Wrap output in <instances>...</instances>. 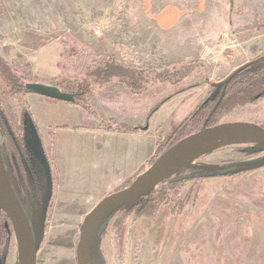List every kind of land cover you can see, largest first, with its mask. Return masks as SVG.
<instances>
[{
  "label": "rangeland",
  "instance_id": "374dc122",
  "mask_svg": "<svg viewBox=\"0 0 264 264\" xmlns=\"http://www.w3.org/2000/svg\"><path fill=\"white\" fill-rule=\"evenodd\" d=\"M178 1L181 0H105L106 6L100 10L88 9L87 0H45L40 5L15 10L0 3V18L10 22L7 29L13 33L5 38L0 35V54L21 73L50 85L74 79L71 69L80 56H92L95 63L115 56L119 63L133 68L169 71L200 62L206 74L189 81L149 84L144 93L136 95L114 79L89 100L93 111L106 120L144 126L148 112L168 97L141 134L144 162L129 180L135 179L136 174L150 167L158 138H164L174 124L188 117L214 85L224 83L239 68L264 54V0H197L196 9L190 7L195 0H187L190 8L181 14L168 7V12L173 13L164 18L168 27L178 18L187 22L186 46L179 55H170L168 50L163 53L152 22L159 24V15L155 14ZM54 5L60 7L53 8ZM132 5L137 10L126 12ZM222 7L228 15V30L213 39L201 32L199 45H195L189 31L192 20L203 22L212 13L217 22ZM23 102L41 133L42 147L53 163L55 175L53 201L47 211L36 264H76L79 227L85 216L104 197L122 189L125 182L112 187L111 180L102 177L104 170H112L101 164L106 141H95L92 135L83 133L96 129L94 117L79 107L34 94L26 95ZM12 107L19 113L17 103ZM218 123L264 127V102L224 114ZM63 126L68 128L56 129ZM49 127L54 129L53 138L48 134ZM108 139L111 145L117 142L113 137ZM3 143L0 133V145ZM236 149L202 157L193 164L232 160L244 167L264 160V153L248 159L239 156ZM8 170L12 174L10 164ZM39 174L42 178L41 171ZM182 197L189 198L182 212L176 213L177 208L173 212L171 205H157L143 214L132 211L126 221L113 216L95 238V263L264 264V168L192 182L182 190ZM5 228L9 235L0 240V264H19L12 227L5 223Z\"/></svg>",
  "mask_w": 264,
  "mask_h": 264
},
{
  "label": "trees",
  "instance_id": "16d2710c",
  "mask_svg": "<svg viewBox=\"0 0 264 264\" xmlns=\"http://www.w3.org/2000/svg\"><path fill=\"white\" fill-rule=\"evenodd\" d=\"M91 58L92 56L78 57L76 59L77 63L74 66L75 68L71 69L75 74V78L72 80H62V82L52 86L58 87L64 94L73 95L75 97V103L69 105L79 107L94 117L98 123L96 130L119 135H141L147 131L153 116L167 102L168 97L148 112L144 126H130L124 123L117 124L106 120L93 111L89 100L97 90L103 88L112 80L117 79L124 83L131 93L138 95L144 93L148 89L149 84H178L182 81H189L196 76L200 77L206 74L202 72L203 66L198 61L189 62L180 66L177 70L169 71L168 69L133 68L119 63L115 56H110L97 63L93 62ZM33 83L50 85L30 75L21 73L13 62L7 61L0 54V133L4 137V143L0 145V154L11 187L16 194L15 196L31 223L37 221L39 218V207L46 186L44 169L28 145L31 126L36 131L40 142H42V136L38 133L39 131L32 119L30 108L23 102L24 97L30 94L25 90V85ZM192 87H196V85L179 90L176 94L183 93ZM261 102H264V54L235 71L226 86L223 83L214 85L205 100L197 105L188 117L176 126L174 124L164 138H158L155 155L150 164L152 165L160 155L181 139L203 129L220 125L218 122L222 115L228 114L238 108L256 106ZM13 103L19 105V113L12 107ZM27 127L29 131H27ZM57 128L67 129L68 127L63 126ZM53 130V127L48 128V134L52 138L54 136ZM236 147H240V149L237 150ZM233 149H236V153L239 156L251 159L256 155L264 153V144L233 145L211 154ZM45 155L48 158L47 160L52 172V189H54V166L49 160L48 154L45 153ZM8 159L10 162H7ZM9 164L12 168V174L8 170ZM241 167L243 166L232 160L203 165H189L170 179L155 187L151 194L139 200L138 206L130 209L122 208L111 211L100 223L94 235V241L101 228L113 216L121 217L122 221H126L132 211L138 210L143 214L148 209L157 207V205H171L170 208L173 209V212L176 208V213L178 211L182 212L189 200V198L182 197V190L187 184L192 182L196 184L200 181L237 176L230 174V172ZM39 171L43 174V184ZM143 172L141 170L135 175V178ZM13 179L18 183V186L14 183ZM133 180L134 178L125 182L122 189L128 187ZM52 201L51 197L48 210L52 205ZM173 204H175V207L172 206ZM5 223L8 228L11 227L6 216L2 215L0 219V240L2 241L5 235L7 237L9 235L6 232ZM46 225L47 220L45 228ZM92 264H96L94 252Z\"/></svg>",
  "mask_w": 264,
  "mask_h": 264
},
{
  "label": "water",
  "instance_id": "95a60500",
  "mask_svg": "<svg viewBox=\"0 0 264 264\" xmlns=\"http://www.w3.org/2000/svg\"><path fill=\"white\" fill-rule=\"evenodd\" d=\"M232 75L223 85L226 86ZM25 90L52 101L75 103L73 95L62 93L58 87L39 83L26 84ZM239 144H264V128L253 123H226L203 129L187 136L160 155L132 183L104 197L85 216L79 227L75 252L76 264H92L94 235L103 219L115 209L136 207L159 184L170 179L197 160L225 147ZM28 145L45 173V193L39 207V218L29 223L5 171L0 154V219L5 215L15 235L19 264H36V257L44 236L47 211L52 197L51 170L42 144L34 128L30 127ZM264 168V160L235 171L237 175Z\"/></svg>",
  "mask_w": 264,
  "mask_h": 264
},
{
  "label": "crops",
  "instance_id": "0c3cea01",
  "mask_svg": "<svg viewBox=\"0 0 264 264\" xmlns=\"http://www.w3.org/2000/svg\"><path fill=\"white\" fill-rule=\"evenodd\" d=\"M43 1L45 0H0V3L3 4V6H5L7 9L15 10L29 8L31 6H34L33 4L40 5ZM196 2L197 0L192 2V4L190 5V7L192 6V9L197 8ZM176 3L177 4H173L172 2H170V4L162 7V10L164 11L156 14L154 13L155 15H159L157 16L160 20L159 24L157 21L152 22L157 27L154 35H156L160 40L163 46V53H165V50H168L171 52L170 55L181 54L183 47L186 46L185 24L187 22H185V20H182L181 18H178V20L174 22L172 26L168 27V25L165 23L166 19H164L173 14L172 12H168V7H170V9H172L173 11H176L178 14L183 13V11L189 7V2L187 0H181ZM105 6V0H87V8L90 10H100ZM58 7L60 6L54 5L53 8ZM218 8L220 10V5L218 6ZM130 9L137 10L135 6L132 5L127 8L126 12ZM136 13L137 11L134 12L135 16ZM10 21L12 22V20ZM129 21L130 20H128V24ZM9 23L10 22H8L5 18H0V35H2L1 37L3 38L6 37L5 35L13 34L7 29ZM148 24H151V22ZM229 27L230 23L228 20V15L226 14L225 9H223L222 7V12H219V20L217 22H215L212 18V13L208 15L203 22H200L197 19L192 20V25L189 29V31L192 32L190 33V39L195 41V45H199L201 37H199L198 35L201 32H203L207 36V38L211 37V39H213L215 35L218 36L223 31L228 30ZM193 33H195L197 36L193 35ZM151 126L152 124L150 125V127ZM83 133L92 135L90 137H94L93 139H95V141L99 140L102 143L106 141V145L103 150L104 154L101 155L103 158L101 164L103 168H105L106 165H109L112 170H104L103 172L105 173L102 174V177L104 180H111L112 187L114 185H120L128 181L132 176H134L136 171H138L142 167V164L144 162V160H142V152L144 148L142 140H140V138L142 137L141 135H119L105 133L96 129H93L91 131H83ZM110 137H113V139L117 141L114 145L109 144L110 139L108 138ZM112 163H114V166L112 165ZM81 170L83 171V168ZM97 172L98 170L95 171V175L97 174Z\"/></svg>",
  "mask_w": 264,
  "mask_h": 264
},
{
  "label": "flooded vegetation",
  "instance_id": "af4514ba",
  "mask_svg": "<svg viewBox=\"0 0 264 264\" xmlns=\"http://www.w3.org/2000/svg\"><path fill=\"white\" fill-rule=\"evenodd\" d=\"M43 98V97H42ZM46 99V98H45ZM37 129H38V127H37ZM56 129H57V127H56ZM39 131V130H38ZM39 133V132H38ZM41 135V134H40ZM42 141V140H41ZM42 144V143H41ZM45 152V151H44ZM206 156H208V155H206ZM203 157H205V156H203ZM201 159V158H200ZM198 161V160H197ZM256 164V163H255ZM252 165V164H251ZM244 167H246V166H244ZM241 168H243V167H241ZM238 169H240V168H238ZM237 170V169H236ZM233 171H235V170H233ZM232 172V171H231ZM230 172V173H231ZM253 172V171H252ZM246 173H248V172H246ZM241 174H243V173H241ZM237 175H239V174H237ZM116 191H118V190H116ZM15 193V192H14ZM16 195V194H15ZM139 204V203H138ZM138 206V205H137ZM27 217V216H26ZM27 219H28V221H29V223L31 224V221L29 220V218L27 217Z\"/></svg>",
  "mask_w": 264,
  "mask_h": 264
}]
</instances>
